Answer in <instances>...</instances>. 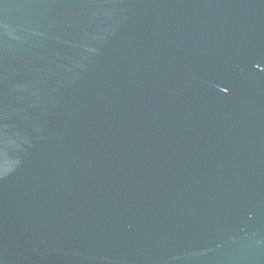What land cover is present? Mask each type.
<instances>
[{"label":"water","instance_id":"95a60500","mask_svg":"<svg viewBox=\"0 0 264 264\" xmlns=\"http://www.w3.org/2000/svg\"><path fill=\"white\" fill-rule=\"evenodd\" d=\"M0 264H264V0H0Z\"/></svg>","mask_w":264,"mask_h":264}]
</instances>
